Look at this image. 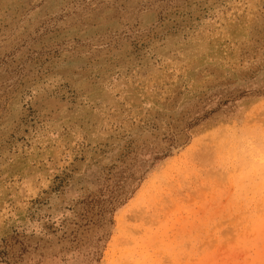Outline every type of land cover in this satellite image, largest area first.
<instances>
[{"label":"rangeland","instance_id":"rangeland-1","mask_svg":"<svg viewBox=\"0 0 264 264\" xmlns=\"http://www.w3.org/2000/svg\"><path fill=\"white\" fill-rule=\"evenodd\" d=\"M0 264H264V0H0Z\"/></svg>","mask_w":264,"mask_h":264}]
</instances>
